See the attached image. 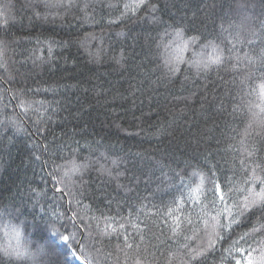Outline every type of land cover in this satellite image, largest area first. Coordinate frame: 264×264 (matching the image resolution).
Returning <instances> with one entry per match:
<instances>
[{"label":"trees","instance_id":"obj_1","mask_svg":"<svg viewBox=\"0 0 264 264\" xmlns=\"http://www.w3.org/2000/svg\"><path fill=\"white\" fill-rule=\"evenodd\" d=\"M5 2L14 7L6 24L0 15V40L8 42L7 70L0 69V212L22 219L33 240L45 242L43 264H64L65 259L79 264L72 254L83 264H135L138 258L148 264L153 258L149 253L159 257L158 264H165L169 252H177L179 246L165 239L170 229L161 232L162 217L156 213L174 208L170 202L179 200L180 191L168 187L175 181L165 178L167 169H159L158 163L179 171L188 160L187 177L201 164V153L219 147L225 151L213 161H220L222 178H227L233 168L229 146L240 147L243 139L251 148L257 134L264 136V128L253 122V112L264 108V76L250 75L252 66L244 59L245 53L259 51V41L238 42L234 28L229 30L243 15L264 19V0H150L155 12L150 7L129 11L128 18L121 15L124 5L137 0H75L78 6L68 10L46 9L43 0H0V5ZM56 12L60 15L52 14ZM153 16L165 23L154 25ZM181 21L187 25L181 29L184 41L198 37L197 44L184 50L177 44L166 48L172 36L163 33L172 32ZM209 41L225 63L210 64L207 73L197 74L192 61L216 55ZM122 54L126 59L117 63L114 57ZM229 59L231 63L226 62ZM166 61L180 69L171 83L153 85V91L146 82L141 91L130 94L129 85L138 83L144 73L153 81L167 74ZM137 64L143 72L138 73ZM9 76L14 82L4 83ZM161 125L167 131L157 135ZM114 159L116 166L111 163ZM73 161L89 163L90 168L73 174L70 181L63 174ZM101 165L112 171V177L101 171ZM235 167L239 169V157ZM60 179L64 183H58ZM198 182L199 177L192 178L193 187ZM98 186L115 197L111 211L95 198ZM117 201H124L119 210ZM191 207L186 204L183 213L174 215L184 217ZM102 214L120 217L131 249L124 248L123 235L119 239L115 234L101 235L110 223ZM94 217H101L99 223ZM132 222L139 229L146 224L147 230L137 232ZM114 226L118 228V223ZM198 226L203 228L202 221ZM251 227L249 223L237 229L231 239L238 240L240 231ZM61 235L69 240L62 241ZM260 238L239 242L236 247L244 248L243 254L224 252L231 239L225 241L204 264H236V260L246 264L249 245L257 249L253 258L258 260ZM0 264L11 262L0 257Z\"/></svg>","mask_w":264,"mask_h":264},{"label":"snow or ice","instance_id":"obj_2","mask_svg":"<svg viewBox=\"0 0 264 264\" xmlns=\"http://www.w3.org/2000/svg\"><path fill=\"white\" fill-rule=\"evenodd\" d=\"M46 9H65L68 10L74 6L75 0H43ZM3 7L4 11L0 12V15L4 17L2 23L6 24L7 20L11 18V9L14 7L10 3L5 2L0 5ZM88 7L85 4V9ZM152 12L157 10L155 4H151L150 0H137L136 3L131 5L125 4V13H122V17L128 18L127 13L131 11L132 13L139 12L144 8H149ZM240 9H244L245 5L240 4L238 6ZM53 15H60L59 12L52 13ZM38 15V14H37ZM88 16H85V22H88ZM111 22V21H110ZM152 23L154 25L164 24L159 17L153 16ZM167 28H173V25L168 24ZM182 28H187V25L182 21L178 27H175L172 32L165 31L163 36H172V41L169 45H165L166 48L170 47L171 44H177L179 50H184L189 47V45L197 44L198 37H191L189 40L184 41V31ZM233 38L238 42H245L249 45H254L256 41H259V51L254 55H249L245 53L244 59H246L251 65V73L259 72L264 76V19L256 20L251 15H243L239 24L229 25V30L233 29ZM121 35V34H118ZM201 38H203V33H201ZM151 39V38H149ZM163 39V37H162ZM213 48L216 55L208 60L203 58H196L192 61L193 65L197 68V74L200 71L207 73L210 64L220 65L225 63L222 60V53L216 45H209ZM53 45L48 46V54L51 56ZM7 52H8V42L6 40H0V69L7 70ZM99 56V53H97ZM35 60L43 59L42 57H35ZM117 63L121 60L126 59L125 55H121L119 58L114 57ZM240 59V57H237ZM227 63H231V60H227ZM165 65L168 69L167 74L158 77L156 80H151L149 73H144L143 78L138 83H131L129 85L131 92L141 91L145 83L147 82L148 88H152L153 85H165L171 83V78L176 75L177 71H180L173 62L166 61ZM139 72H143V68L140 64L136 65ZM2 79V78H0ZM135 81V77L130 78ZM248 77H245L247 80ZM14 77L9 76L4 83H13ZM244 83V80L241 81ZM8 91V89H4ZM31 91V90H28ZM19 94H23V90H20ZM23 105V101H21ZM251 111V109H250ZM174 122V121H173ZM253 122L260 128H264V108H261L260 113L253 112ZM171 126V123L168 125ZM167 131L164 125H161L160 129L157 131V135H163ZM76 135L74 131L72 136L69 137L67 144L72 142L73 137ZM245 133V137H247ZM212 137H209L211 140ZM216 143L219 145L220 141L217 139ZM78 144V142H77ZM252 146L249 145L245 140L240 141V147L229 146L233 152V168L232 175L227 178L223 177V168L220 165V161H213V156L218 155L225 151V149L217 147L213 150H206L205 153H201V164L194 167V170L186 177L184 172L189 166L190 161L185 160V169L177 171L171 168V165H165L163 163H158L159 169H167L163 173L166 179H172L175 181L174 184H169V188H175L180 191L179 200L173 199L170 204L175 205V207L168 206L167 211L161 213L157 210V215L162 217L163 227L160 228L161 232L164 229H170V235L165 239L169 240L179 246L178 251L175 253L169 252L168 259L165 264H173L178 257L179 260L177 264H204L207 259V255L214 253L218 245H222L223 242L231 239L234 232L237 229H245V226L249 223L252 225L250 229L242 230L239 233V239H231V244L228 248H224L223 251L231 255L234 252L244 253V248H237L236 245L239 242H246L248 238L251 237H261L258 241L259 248V259L253 258V253L257 249H253L249 245L247 249V261L246 264H264V156L260 155L264 153V136L257 134L256 139L251 142ZM66 146V145H65ZM75 151V149H73ZM139 155V154H137ZM239 157V169L235 167V162ZM113 166H116L118 161H111ZM201 165L204 170H201ZM90 168L89 163L76 164L75 161L71 162V167L66 168L64 171V177H67L71 181V177L76 173H83ZM101 171L107 172L109 177H112V171L101 165ZM239 172V175H237ZM171 174V175H169ZM122 175V174H120ZM199 177V182L192 186V178ZM53 179L57 178L53 176ZM81 184L84 186L82 176L80 177ZM58 183H64L63 179L57 181ZM67 187V185H66ZM98 186L99 195L96 199H102L105 207L109 211L112 210V204L115 197L111 193L105 191H100ZM121 185H117L120 188ZM144 199H147L145 197ZM79 203V201H77ZM124 201H117L116 208L119 210L121 204ZM191 204V208L188 210L187 215L184 217L174 215L175 212H184V206L186 204ZM87 207V206H86ZM19 211V209H17ZM194 217V218H193ZM99 223L101 217H94ZM102 219L106 224L105 229L102 230V236H112L116 235L119 239L120 235H123V242L125 249H131L133 244L129 242L130 234L124 232L125 224L119 223L120 217L118 216H105L102 214ZM127 219V218H124ZM138 219V217H137ZM183 220V223H182ZM202 221L203 228L199 227V223ZM118 223V228L114 226ZM160 227V224L157 225ZM132 228L137 229V232H142L147 230V225L145 224L144 229H139L137 224L132 222ZM191 232V235H186L185 233ZM183 239L184 243H180V239ZM60 239L64 242L69 240L66 235H61ZM145 237L140 235V240L143 241ZM159 239V237H157ZM195 242L196 246L191 247L189 242ZM164 243V241H160ZM171 246V245H170ZM139 250V243L136 245ZM119 249V244L117 245ZM147 253V248H145ZM163 254L161 250V255ZM152 255V259L148 264H158L159 257L154 253H149ZM64 264H70V262L65 259ZM135 264H145L141 259H137ZM236 264H241V260H236Z\"/></svg>","mask_w":264,"mask_h":264},{"label":"clouds","instance_id":"obj_3","mask_svg":"<svg viewBox=\"0 0 264 264\" xmlns=\"http://www.w3.org/2000/svg\"><path fill=\"white\" fill-rule=\"evenodd\" d=\"M45 252V242L33 240L22 219L0 212V257L11 264H43Z\"/></svg>","mask_w":264,"mask_h":264},{"label":"rangeland","instance_id":"obj_4","mask_svg":"<svg viewBox=\"0 0 264 264\" xmlns=\"http://www.w3.org/2000/svg\"><path fill=\"white\" fill-rule=\"evenodd\" d=\"M72 257H73V260L75 262H78L79 264H83L82 261H81V259L78 256H75L74 254H72Z\"/></svg>","mask_w":264,"mask_h":264}]
</instances>
